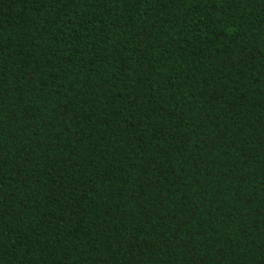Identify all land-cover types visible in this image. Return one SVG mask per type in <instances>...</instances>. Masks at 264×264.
Segmentation results:
<instances>
[{
  "label": "trees",
  "instance_id": "16d2710c",
  "mask_svg": "<svg viewBox=\"0 0 264 264\" xmlns=\"http://www.w3.org/2000/svg\"><path fill=\"white\" fill-rule=\"evenodd\" d=\"M0 264H264V0H0Z\"/></svg>",
  "mask_w": 264,
  "mask_h": 264
}]
</instances>
